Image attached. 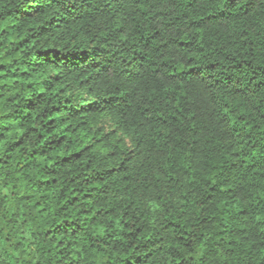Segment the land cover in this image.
<instances>
[{
    "label": "clouds",
    "instance_id": "obj_1",
    "mask_svg": "<svg viewBox=\"0 0 264 264\" xmlns=\"http://www.w3.org/2000/svg\"><path fill=\"white\" fill-rule=\"evenodd\" d=\"M29 3L0 36V264H264V0Z\"/></svg>",
    "mask_w": 264,
    "mask_h": 264
},
{
    "label": "trees",
    "instance_id": "obj_2",
    "mask_svg": "<svg viewBox=\"0 0 264 264\" xmlns=\"http://www.w3.org/2000/svg\"><path fill=\"white\" fill-rule=\"evenodd\" d=\"M13 2L15 3V7L9 8V10L6 14L3 12H0V36L7 35L8 40L10 42L15 40L17 43L23 44L24 40L16 37V34L14 32H11L10 29L15 26L13 21L16 20L17 16H19V17L29 16V18H31L30 14H28L24 11V6L27 5V7L31 8L34 5L29 3V0H13ZM4 3H5V0H0V8L3 7ZM29 87H31V85H29ZM30 106H31V102H30ZM55 115H57V113L55 112V109H53V112L50 113L47 118H42V116H37L36 119H41L42 122H43V119H47V125H51L54 123ZM47 125H45V126H47ZM34 130L35 129H33V131ZM62 131L67 132L68 128H63ZM57 135H58L57 130L55 128H52L50 130V137L49 138L51 139L53 136H57ZM22 139H23V137H21V140ZM61 139H65V137H61ZM19 143H20V141H17V144H19ZM78 155H79V153L74 152V151L70 152L69 155H64L61 152L58 158L61 160H68V159H70L71 156H78Z\"/></svg>",
    "mask_w": 264,
    "mask_h": 264
}]
</instances>
